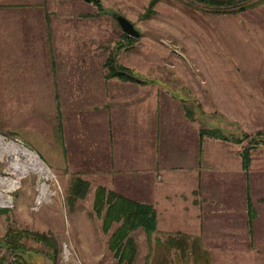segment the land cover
Instances as JSON below:
<instances>
[{
	"label": "crops",
	"instance_id": "crops-1",
	"mask_svg": "<svg viewBox=\"0 0 264 264\" xmlns=\"http://www.w3.org/2000/svg\"><path fill=\"white\" fill-rule=\"evenodd\" d=\"M73 4L0 0V91L45 115L22 125L36 123L56 169L150 202L158 232L200 235L212 264H264V142L246 166L248 139L202 135L220 123L195 113L188 91L141 68L143 81L107 77L96 28Z\"/></svg>",
	"mask_w": 264,
	"mask_h": 264
},
{
	"label": "rangeland",
	"instance_id": "rangeland-1",
	"mask_svg": "<svg viewBox=\"0 0 264 264\" xmlns=\"http://www.w3.org/2000/svg\"><path fill=\"white\" fill-rule=\"evenodd\" d=\"M149 1L103 0L104 12L99 13L94 4L66 0L76 3L72 7L81 11L83 29H90L93 35L96 28L97 49L106 57L114 54L118 63L144 69L147 80L153 78L183 97L188 91L194 112L200 109L203 119L217 120L227 135L242 137L247 131L251 137H264V133L256 134L257 128L264 131V2L244 12L216 13L195 0H162L156 14L145 19L142 15ZM118 14L134 21L140 31L134 40L124 37ZM10 93L0 91V135L4 136L0 137L38 155L51 172L43 179L42 173L18 160L13 164L22 174L17 186L9 189L14 175L9 169L8 149H2L0 194L6 193L10 201L0 202V264H123L109 245L120 221L106 229L107 203L100 212L94 208L98 186L90 183L83 197L71 194L74 174L55 168L58 155L48 154L42 138H33L42 137L36 123L33 129L22 125L32 118L42 123L45 115L36 107L19 106ZM19 157L26 160L23 154ZM42 181L48 194L40 197ZM10 226L43 231L54 238L55 245L25 237L24 250L11 252L4 238ZM131 234L139 249L135 264H157L154 256L159 260L165 254L170 264H197L199 252L158 250L155 238L165 240L170 233L157 231L151 241L143 227Z\"/></svg>",
	"mask_w": 264,
	"mask_h": 264
},
{
	"label": "trees",
	"instance_id": "trees-1",
	"mask_svg": "<svg viewBox=\"0 0 264 264\" xmlns=\"http://www.w3.org/2000/svg\"><path fill=\"white\" fill-rule=\"evenodd\" d=\"M89 4H94L99 9V13L104 12L103 0H83ZM162 0H150L147 9L142 15V18L148 19L156 14V6ZM197 2L203 3L206 7H210L216 13H235L244 12L249 8H253L264 0H195ZM124 37L129 40H134L135 37L124 32ZM107 72L106 76H118L126 80H140L133 70L132 67L118 63L116 56L114 54H109L106 63ZM147 81V80H144ZM189 111V110H188ZM263 130L258 129L256 131L257 135H262ZM201 134H209L214 137H219L223 139H230L235 141H243L248 137H251V133L245 131L244 136H229L227 135L220 126L203 128ZM248 145L243 149V158L246 166H249L251 161L250 149L255 144L264 142V137L259 139L255 136L251 137L248 141ZM72 183L70 186L71 194L75 197H83L89 190L90 182L86 178L74 174L72 177ZM107 203L104 227L108 229L111 223L114 221H120V224L112 232L109 240V245L112 250L119 256V261L123 264H135L138 256V244L136 238L131 234L134 230L139 227H143L147 239L152 240L153 234L157 232V212L153 204L150 202H142L137 199L126 196L120 192L112 189H108L106 186H98L95 191L94 197V208L97 212H100L105 204ZM2 210H7V208H1ZM250 216L254 214V209L250 206ZM252 218V217H251ZM25 237H32L36 240H42L51 245H55V240L49 234L39 231L31 230L26 228H19L10 226L5 235V244L11 252H17L20 254L24 250L25 242L23 239ZM155 240L158 242V250L162 247L165 248V252L177 248L182 250L187 248L190 251L199 252L196 254L197 264L198 262H205L211 264L210 254L208 249H206L202 244V238L200 235H191L182 231H177L168 234L165 240L160 237H156ZM154 246L152 247V250ZM202 253V254H201ZM153 260L157 264H170L168 255L165 254L161 259ZM199 260V261H198Z\"/></svg>",
	"mask_w": 264,
	"mask_h": 264
},
{
	"label": "bare ground",
	"instance_id": "bare-ground-1",
	"mask_svg": "<svg viewBox=\"0 0 264 264\" xmlns=\"http://www.w3.org/2000/svg\"><path fill=\"white\" fill-rule=\"evenodd\" d=\"M2 136V135H1ZM4 137V136H2ZM2 137H0V154L2 152V149L4 150L5 148L8 149L7 154H8V164H9V169L13 173L14 177L11 179V184L9 189L15 188L17 184L19 183L20 180V175L22 174L16 167V164L18 160L24 162L27 166L32 167L34 170L40 172L43 174V176L47 177L50 174V169L41 161L38 155L34 154L32 151L26 149L24 146H21L17 143L14 142H8L4 140ZM19 154H23L26 157V160L23 161L20 157ZM14 163V164H13ZM25 169H23V172ZM44 177V178H45ZM43 178V179H44ZM45 182L42 181V187H41V195H46V190L47 187L44 184ZM48 194V193H47ZM9 197L6 195V193H1L0 194V202L5 203L9 202Z\"/></svg>",
	"mask_w": 264,
	"mask_h": 264
},
{
	"label": "water",
	"instance_id": "water-1",
	"mask_svg": "<svg viewBox=\"0 0 264 264\" xmlns=\"http://www.w3.org/2000/svg\"><path fill=\"white\" fill-rule=\"evenodd\" d=\"M117 21L119 22L121 28L124 32L132 35V36H139L140 31L136 27L134 21H131L129 18H127L124 15L118 14L116 16ZM44 178V176H42Z\"/></svg>",
	"mask_w": 264,
	"mask_h": 264
}]
</instances>
